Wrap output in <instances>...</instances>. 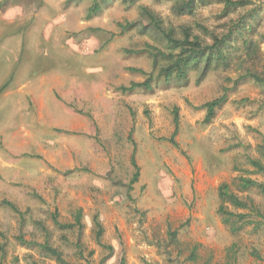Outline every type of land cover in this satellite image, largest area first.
<instances>
[{"label":"rangeland","instance_id":"rangeland-1","mask_svg":"<svg viewBox=\"0 0 264 264\" xmlns=\"http://www.w3.org/2000/svg\"><path fill=\"white\" fill-rule=\"evenodd\" d=\"M91 2L0 0V264H57L19 235L48 237L71 261L79 247L78 261L92 264H264V227L231 233L217 213L220 184L246 195L236 176L264 182L246 172L248 157L264 163V89L240 78L246 66L264 76V0L246 5L257 17L228 48L229 66L193 70L187 83L152 80L149 91L122 90L155 74L148 45L166 50L141 6L166 28L200 23L219 34L242 10L223 16L212 2L180 14L172 0H112L87 17ZM241 37L252 39L251 57ZM223 93L227 102L205 122L201 104ZM61 103L86 129L52 128L71 115ZM249 195L264 212V195ZM75 203L81 228L59 229L53 216L72 222ZM107 244L113 252L101 262Z\"/></svg>","mask_w":264,"mask_h":264},{"label":"trees","instance_id":"trees-1","mask_svg":"<svg viewBox=\"0 0 264 264\" xmlns=\"http://www.w3.org/2000/svg\"><path fill=\"white\" fill-rule=\"evenodd\" d=\"M91 4L87 8L86 16L91 17L99 13L108 3L112 0H91ZM123 3H133L135 0H121ZM173 9L176 12L182 13H194L196 6L200 3H212L217 2L222 5V12L220 15L227 16L228 13L241 9L242 12L236 19L230 20L231 25L227 32L219 34V30L215 28H207L203 24L196 23L197 28L188 25L182 26L179 29L166 28L162 25V21L156 16L154 12L149 10L146 6H141V12L148 17L149 22L153 25V31L159 35L164 42L166 50H163L155 45H148L144 50L152 60L155 74L153 71L147 73L146 78L142 81L131 82L129 86H123V91H133L135 89H142L149 91L152 89V80L159 81H174L187 83L189 73L193 70L199 71L200 77H203L210 70L219 68L222 66H229L231 60V50H228L230 46H233L234 42L241 36L244 26H246L247 20H252L257 17V10L253 7L246 9V5L250 3V0H172ZM250 23L247 28H252ZM264 38V32L261 34ZM246 47L245 56L251 57L255 53V45L252 39L247 37H241ZM142 71L141 69H136ZM144 73V72H143ZM240 78H249L253 80L257 85L264 89V76L262 73L250 66L245 67V71L241 74ZM226 90V88H224ZM228 97L223 93L201 104V107L205 109L204 121L208 122L215 113V110L220 108L227 102ZM175 117L174 122L177 125L178 116L177 108L174 109ZM175 134V131L173 132ZM172 140V139H171ZM261 152L264 157V144L261 147ZM264 160V158H263ZM132 164L136 167V162L132 154ZM248 162L253 167L252 170H246L248 173H264V163L260 158L248 157ZM130 182L133 183L137 180L138 172L135 171L131 176ZM235 188L241 192H247L246 195H239L233 191L228 183H222L218 187L219 203L217 206V213L220 215L221 222L229 229L231 233H236L246 225H252L253 231H257L262 226L264 227V212L260 207L255 204L252 197L249 195L251 191H257L264 195V182L249 175H238L234 179ZM6 203L18 214L21 211L9 201ZM230 205L233 209H242L241 211H233L228 209ZM54 225L59 229H71L73 227L81 228V209L78 208L74 212V219L72 222H61L53 216ZM95 219V237L99 241L103 232V227L98 221L96 215ZM47 231V230H46ZM47 236V235H46ZM17 239L24 245L38 247L47 257L55 260L57 264H92L91 262L78 261L83 259L81 249L77 261H71L64 256V252L51 245L45 238L43 242H37L36 240H25L21 235L17 236ZM78 245V242H76ZM108 249V253L101 260L103 262L106 258L111 256L113 247L109 244L104 245ZM91 252V251H90ZM89 252V254H90ZM254 254L258 258L261 256L257 251ZM29 264H42L36 260H32ZM147 264H155L148 263Z\"/></svg>","mask_w":264,"mask_h":264},{"label":"crops","instance_id":"crops-1","mask_svg":"<svg viewBox=\"0 0 264 264\" xmlns=\"http://www.w3.org/2000/svg\"><path fill=\"white\" fill-rule=\"evenodd\" d=\"M23 86H21L19 89L21 90ZM8 93V92H6ZM59 102V101H58ZM60 105H63L62 103ZM63 107L68 111V113H70L71 115H69L68 119H67V123L66 125H64V123H62L60 120L54 123H51L52 128L53 127H63V128H68V129H73V131L77 132L78 128L84 129L86 122L84 121L83 118H80L79 116H77V112L73 111L71 108H68V106L63 105ZM79 122V123H78ZM86 129V128H85ZM75 133V132H73ZM44 150V149H43ZM45 151V150H44ZM80 205L75 203L74 207H79ZM80 208V207H79Z\"/></svg>","mask_w":264,"mask_h":264}]
</instances>
